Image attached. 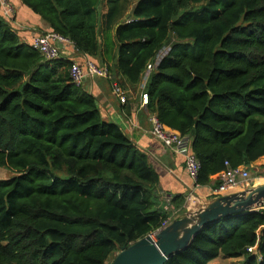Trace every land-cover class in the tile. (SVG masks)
<instances>
[{"label": "trees", "instance_id": "obj_1", "mask_svg": "<svg viewBox=\"0 0 264 264\" xmlns=\"http://www.w3.org/2000/svg\"><path fill=\"white\" fill-rule=\"evenodd\" d=\"M15 1L123 89L168 49L146 109L191 141L199 187L264 157V0ZM13 20L0 13V169L14 175L0 180V264H109L181 218L186 198L167 206L150 158L72 84V61L44 58ZM220 257L264 264V207L206 225L165 264Z\"/></svg>", "mask_w": 264, "mask_h": 264}, {"label": "crops", "instance_id": "obj_2", "mask_svg": "<svg viewBox=\"0 0 264 264\" xmlns=\"http://www.w3.org/2000/svg\"><path fill=\"white\" fill-rule=\"evenodd\" d=\"M8 4L12 10L13 25H15V28L27 31L24 33L25 39L28 40L29 36L32 37L40 32L47 31V26L44 23L30 17L15 0H8ZM72 51L73 53L71 54L68 47L63 48L62 56L82 65V61L86 56L77 54L74 49ZM119 80L120 78H115L111 75L109 79L86 78L83 87L89 95L94 96L96 99L103 120L106 123L118 125L132 143L150 158L151 165L159 176L160 190L166 195L165 197L172 198L180 194L186 200L189 198V195L199 199V204H196L194 207H188V205H194L192 201L189 204L186 202L184 206L186 212L195 211L202 205L208 203L212 199L207 197L209 196L210 189L215 185L218 175L211 177V183L209 185L204 187L196 186L194 180L188 177L185 172L184 157L181 154L165 148L151 136L152 125L150 118L155 115H151L146 107L141 105V89L131 91L130 88H122L125 92L126 102L124 104L120 103L113 95L111 84ZM190 142L188 140L189 147ZM263 167L264 157L251 164L250 169L254 171L253 174H263ZM261 178H264V176H261ZM255 181L253 182L255 183ZM246 189L249 188L239 187V191ZM202 199H204V202H202ZM254 253H256V249Z\"/></svg>", "mask_w": 264, "mask_h": 264}, {"label": "built area", "instance_id": "obj_3", "mask_svg": "<svg viewBox=\"0 0 264 264\" xmlns=\"http://www.w3.org/2000/svg\"><path fill=\"white\" fill-rule=\"evenodd\" d=\"M0 8L1 16L7 20H10L12 18V10L7 0H0ZM68 45L69 43L65 39L53 33H47L45 35L36 34L31 41L32 48L39 50L47 60L60 58L62 56L63 48H66ZM165 53L166 52H164V54ZM161 58L162 56L157 57L155 61L149 63L146 67V72L142 79L144 82L140 85L142 91L141 105L144 107H146V105L148 104V96L144 91L146 82L148 80L150 72L156 68ZM69 77L75 87H81L84 84L86 78L109 79L110 74L106 66H97L94 62L86 57L83 59L82 65L76 62H72L69 69ZM111 89L113 95L120 101V103L124 104L126 102L125 92L122 87H120L117 83H112ZM150 122L152 125V129L150 132L151 136L159 141L165 148H168L176 152L177 154H181L184 157L185 172L188 177L194 180L195 183L197 172L199 170V164L196 161L193 153L189 150L190 147L188 141H186L185 138H182L179 135L164 129L155 116L150 118ZM226 167V170L218 175V178L216 180L217 184H215L210 189L209 196L207 198L210 197L211 199H214L219 197L221 193L232 191L239 187L249 188L251 186V184H247L250 174L249 170L246 167L230 168L227 164ZM169 201L170 198L165 197L167 206L169 204ZM191 201L194 205H188V207H194L200 202L199 199L195 198L192 195H189V198L186 200V202L189 204ZM202 202H204V199H202ZM165 209H167V207ZM169 224L170 223L168 222L163 223L161 228L154 232L152 235H155L157 232L161 231ZM252 249H249L248 251L250 252Z\"/></svg>", "mask_w": 264, "mask_h": 264}, {"label": "water", "instance_id": "obj_4", "mask_svg": "<svg viewBox=\"0 0 264 264\" xmlns=\"http://www.w3.org/2000/svg\"><path fill=\"white\" fill-rule=\"evenodd\" d=\"M185 139L188 141V137ZM262 207L264 184L217 197L195 211L186 212L155 235L121 247L111 264H165L171 256L187 249L206 225Z\"/></svg>", "mask_w": 264, "mask_h": 264}, {"label": "rangeland", "instance_id": "obj_5", "mask_svg": "<svg viewBox=\"0 0 264 264\" xmlns=\"http://www.w3.org/2000/svg\"><path fill=\"white\" fill-rule=\"evenodd\" d=\"M134 2L135 1H131V0H129L128 1V7H129V9H132V7H133V5H134ZM105 11V8H102V10H101V12H104ZM125 19H128V17H127V15H126V18ZM68 50V49H67ZM66 50V51H67ZM65 51V52H66ZM69 52L72 54L73 53V51L69 48ZM164 52H166L165 50H163L162 52H160V55H159V57L160 56H164ZM60 54H61V51H60ZM144 81L142 80V82H141V84L143 83ZM140 89H141V86H140ZM253 170H251V169H249V174H250V177H249V179H248V181H247V184L248 185H250V184H252V182L254 181V180H256L255 181V184L256 185H253V187H251V188H254V187H257V185L259 186V185H263L264 184V181H263V179L264 178H261V177H256V175H255V173L253 174ZM258 174H260V173H258ZM260 175H262V174H260ZM12 176H14L10 171H8V170H6V169H0V180H6V179H9V178H12ZM255 176V177H254ZM253 184H254V182H253ZM239 191V188H236V189H234V190H232V191H227V192H225V193H221L220 195H219V197H221V196H226V195H229V194H231V193H234V192H238ZM209 201H211V200H209ZM255 249L256 248H253L251 251H250V253H254L255 252ZM117 254V253H116ZM115 254V255H116ZM113 259V258H112ZM112 259H111V261H112ZM241 260L242 259H226V258H224V257H220V258H218V260L217 261H215V262H213V263H211V264H241ZM111 261L109 262V264H111Z\"/></svg>", "mask_w": 264, "mask_h": 264}, {"label": "clouds", "instance_id": "obj_6", "mask_svg": "<svg viewBox=\"0 0 264 264\" xmlns=\"http://www.w3.org/2000/svg\"><path fill=\"white\" fill-rule=\"evenodd\" d=\"M163 50H165L166 52L168 51V49H163ZM163 50H162V51H163ZM162 51H161V52H162ZM159 55H160V54H159Z\"/></svg>", "mask_w": 264, "mask_h": 264}]
</instances>
